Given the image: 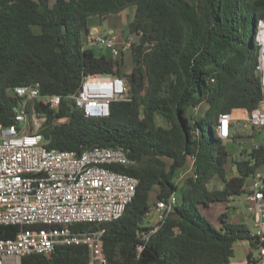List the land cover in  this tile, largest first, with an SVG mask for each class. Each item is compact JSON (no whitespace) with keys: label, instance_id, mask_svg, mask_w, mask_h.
<instances>
[{"label":"trees","instance_id":"1","mask_svg":"<svg viewBox=\"0 0 264 264\" xmlns=\"http://www.w3.org/2000/svg\"><path fill=\"white\" fill-rule=\"evenodd\" d=\"M131 7L127 31L134 42L124 72L123 59L97 54L85 39L92 19L107 23ZM259 20L264 0H0V125L13 123L20 101L14 88L38 84L42 96L62 98L57 110L36 105L46 117L40 132L47 149H121L135 163L114 167L139 182L120 219L71 226L104 231L106 264H224L237 243L256 248L249 227L222 215L215 228L201 209L240 195L264 165V136L238 158L232 150L242 137L216 135L220 115L250 113L264 102L256 73ZM86 75L126 81L128 97L110 104L108 118H85L68 99ZM189 160L192 174L178 186L175 179ZM231 162L237 174L228 178ZM171 194L174 211L143 239L152 207ZM18 232L0 226V239ZM21 264H89V252L83 244L57 245L49 256H24Z\"/></svg>","mask_w":264,"mask_h":264},{"label":"built area","instance_id":"2","mask_svg":"<svg viewBox=\"0 0 264 264\" xmlns=\"http://www.w3.org/2000/svg\"><path fill=\"white\" fill-rule=\"evenodd\" d=\"M140 36L141 32L137 34ZM85 41L87 46L105 50L117 60L129 52L134 36L128 31L124 36L117 31L90 32ZM255 42L259 48L256 73L264 91V20L257 22ZM14 94L20 101L13 108V123L0 125V226H17L19 232L13 239H0V264H21L24 256H49L57 245L80 244L88 249L89 264H106L104 231H72L71 226L120 219L133 201L139 182L114 167H132L135 163L121 149L95 147L80 153L47 149L40 132L46 117L36 112V105L57 110L62 98L42 96L38 84L16 87ZM127 97L128 86L123 78L86 75L68 99L85 118L95 119L108 118L110 104ZM231 113L218 118L216 135L224 141L232 137L231 130L237 123ZM30 119L34 121L31 126ZM240 126L242 131L264 128V102L247 113ZM242 193L253 218L250 236L256 243V253L224 264H264V166L249 175ZM176 204L175 194L155 203L143 239L159 229Z\"/></svg>","mask_w":264,"mask_h":264},{"label":"rangeland","instance_id":"3","mask_svg":"<svg viewBox=\"0 0 264 264\" xmlns=\"http://www.w3.org/2000/svg\"><path fill=\"white\" fill-rule=\"evenodd\" d=\"M134 14V8H128L121 12L120 14L113 16L110 18V20L106 23L103 21L101 24L98 23L97 19H92L91 23H93V26H97L98 33H103L105 34L108 30V28L116 29L118 30L117 32L120 33L121 36H124L125 32L127 31V25L131 21L132 17ZM106 23V24H105ZM94 51L97 54H102L103 52L105 54L106 51L103 50L101 52L97 48H94ZM124 60V72H129L130 71V59H129V54L125 53L123 54L120 58L117 60ZM34 123L30 119V126ZM36 124H39V120H36ZM158 125H162V121L160 119L157 120ZM238 123V122H237ZM241 124L238 123V125L235 126L234 130V136L238 135L242 138L238 139V143H235L234 148L232 152L240 158V151H243L244 149H247V151H250V148H248L249 145L253 144H259L261 141V138L264 136V132H261L262 130H252V129H247L246 131L241 130ZM253 135V137H251ZM230 142V141H229ZM228 143V142H226ZM229 148V145H228ZM264 165L260 166L257 168L261 169ZM192 160L188 161V164L184 170L181 171V173L178 174L177 178L175 179V182L178 186L182 184V182L192 174ZM227 172H228V178L235 176L236 173V168L234 164L231 162L227 166ZM220 186V185H219ZM154 200V199H153ZM202 214L209 219L210 223L215 227L218 228V223H219V217L224 215L226 220H229L234 223H242L249 227V229L252 230V225H253V218L248 214L246 210V203L244 201V194L241 193L240 195H236L233 198H231L229 201L224 202V203H217V204H212L209 206H205L201 209ZM244 217L246 220H244ZM148 220H146V223ZM250 252L256 253L254 249H252L247 241L239 242L235 245L234 247V256L231 258L230 261H241L243 260Z\"/></svg>","mask_w":264,"mask_h":264},{"label":"crops","instance_id":"4","mask_svg":"<svg viewBox=\"0 0 264 264\" xmlns=\"http://www.w3.org/2000/svg\"><path fill=\"white\" fill-rule=\"evenodd\" d=\"M93 20H94V19H93ZM111 31H118V30H116V29H112V28H108L106 34H107V33H110ZM91 32H92V33H93V32H98L97 26L92 27ZM101 34H103V33H101ZM231 114H232V116L237 120V122H238L239 124L242 125V123H243V119L246 117L247 112H246L245 110H242V109H235V110L232 111ZM238 123H236V125H237ZM234 125H235V123H234ZM236 125H235V126H236ZM235 126H233V128H232V130H231V133H232V137H231V138H233V137H237V136H238V135L234 136ZM239 137H240V136H239ZM239 139H240V138H239ZM237 140H238V139H236L235 143H238ZM256 145H258V144H256ZM254 146H255V144H254Z\"/></svg>","mask_w":264,"mask_h":264},{"label":"water","instance_id":"5","mask_svg":"<svg viewBox=\"0 0 264 264\" xmlns=\"http://www.w3.org/2000/svg\"><path fill=\"white\" fill-rule=\"evenodd\" d=\"M253 32H254V28H253ZM45 140H47L48 138L47 137H44Z\"/></svg>","mask_w":264,"mask_h":264}]
</instances>
